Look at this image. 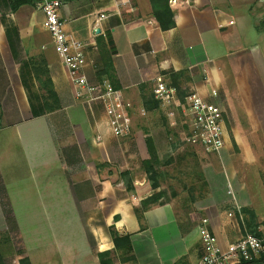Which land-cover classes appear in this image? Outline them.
<instances>
[{
  "label": "crops",
  "instance_id": "obj_1",
  "mask_svg": "<svg viewBox=\"0 0 264 264\" xmlns=\"http://www.w3.org/2000/svg\"><path fill=\"white\" fill-rule=\"evenodd\" d=\"M62 1L66 29L85 43V71L94 83L101 82L102 51H110L109 34L113 38L106 80L133 103L126 110L131 133L114 135L104 104L77 98L36 0L16 9L0 0L4 263L102 264L105 251L112 264L197 263L200 226H184L172 201L151 206L142 220L135 212L160 190L141 170L150 143L159 156L196 154L198 146L181 145L183 109L156 98L158 76L176 88L179 101L198 91L224 111L226 143L208 173L214 208H205L203 221L223 246L257 230L264 219V0H171L176 25L170 29L160 26L151 0L119 7L114 0ZM102 11L110 16L100 21ZM25 82L40 96L52 90L56 108L35 116ZM27 174L33 184L22 180L11 189ZM17 205L47 209L38 216ZM42 222L56 224L52 237L32 225ZM112 226L130 236V252L116 246Z\"/></svg>",
  "mask_w": 264,
  "mask_h": 264
},
{
  "label": "built area",
  "instance_id": "obj_2",
  "mask_svg": "<svg viewBox=\"0 0 264 264\" xmlns=\"http://www.w3.org/2000/svg\"><path fill=\"white\" fill-rule=\"evenodd\" d=\"M131 0H114L117 7ZM44 13V25L50 32L54 45L68 68L70 77L76 85V96L87 102L100 101L108 111L106 124L116 136L131 133V125L126 110L133 103L124 101L121 92L109 80L92 82L85 68L87 65L86 45L73 37L66 29L62 17V0H36ZM110 14L102 11L98 20ZM213 90L212 95L217 96ZM155 96L165 105H180L177 90L168 86L163 76L156 78ZM183 141L203 147L205 151L220 153L225 146L224 111L213 100L205 98L200 92L189 93L184 104ZM98 139L102 134H98ZM232 213H230L231 215ZM203 252L196 264H241L243 260L259 258L264 253V219L256 232L248 231L242 237L223 246L215 232L207 225L200 228Z\"/></svg>",
  "mask_w": 264,
  "mask_h": 264
},
{
  "label": "rangeland",
  "instance_id": "obj_3",
  "mask_svg": "<svg viewBox=\"0 0 264 264\" xmlns=\"http://www.w3.org/2000/svg\"><path fill=\"white\" fill-rule=\"evenodd\" d=\"M187 96L188 95L185 96L183 101H179L178 99L180 102L179 106L183 109V113L181 114L182 122H184L185 118L184 104L186 103ZM181 129L183 131V128ZM180 133L182 132H178L179 135ZM181 143L184 148L190 146L186 145L188 143L185 144L184 141H181ZM195 148L196 149L194 150L196 154H160V163L157 165L159 171L157 180L160 183V190H156L154 193L161 190L164 191L161 201H172L175 204L177 215L184 226L193 227L194 225H199L201 228L202 226L207 225L205 221H203L207 212L205 208H214V204L212 203L215 195H213L211 191V184L213 185L214 181L211 180L208 173H210V169L215 166L216 155H221L222 151L216 153L205 151L201 146H196ZM199 151H205L207 153L204 152L205 154H199ZM141 170H145L143 164ZM146 178L148 179L147 174ZM22 180L25 181V183L28 182L33 184L32 175L27 174L25 180L22 177L16 178V183L13 187L11 186V189L13 188L16 190L18 187L20 188L23 183ZM20 193V191L13 192L14 195ZM16 203H18V201H16ZM15 209L17 211L21 210L22 212L34 210V213L38 216H44L46 213L44 211L47 208L37 206L36 208L28 209L17 205ZM32 215L34 214L32 213ZM32 225H37L44 231V234L52 237L53 228L56 224L42 222ZM1 237L3 236L0 235V238Z\"/></svg>",
  "mask_w": 264,
  "mask_h": 264
},
{
  "label": "trees",
  "instance_id": "obj_4",
  "mask_svg": "<svg viewBox=\"0 0 264 264\" xmlns=\"http://www.w3.org/2000/svg\"><path fill=\"white\" fill-rule=\"evenodd\" d=\"M11 7L13 9L18 8L19 6L31 2V0H10ZM170 1L171 0H151L152 7H153V15L156 17L158 20L160 26L163 29H170L176 25L175 22V13L172 10L170 6ZM120 23V19L118 21H115L114 25ZM109 44L111 46L110 51H102V65L103 67L98 70V76L101 81L104 79H108L110 71L113 69V64H112V54L115 53V47H114V41L111 35L109 34ZM15 56H17L15 52ZM25 85L29 91V99L31 102V107L33 114L35 116L44 114L48 111H52L56 108L55 105V100L56 95L53 93L52 90H49L50 93L49 95H42L40 96L37 93H34L30 85H28L25 82ZM150 150H151V157L149 159H146L143 161V166L145 168V171L147 173L148 179L152 185L153 188H158L160 187V183L157 180L159 171L157 169V165L160 163L159 155L157 154L155 148L153 147L152 143H150ZM126 175L129 173L128 171L125 172ZM130 188V187H129ZM164 194V191H159L157 193H153L151 196L147 197L142 201V204L140 207L135 208V212L137 213V216L139 217L140 220L143 219L144 216V211L150 208L151 206L155 204H163L166 201H161V197ZM110 232L113 236V239L115 241V244L117 247L123 246L124 248H127V251L132 250L131 246V240L130 236L127 235H120L119 232L115 229V227H110ZM257 230H253V232H256ZM1 245H2V239L0 238V264H5L4 263V257L3 254L1 253ZM110 255V252L105 251V252H100L99 256L101 258V263L102 264H112L111 260L108 259L107 257ZM241 264H264V253L259 258L247 261L243 260Z\"/></svg>",
  "mask_w": 264,
  "mask_h": 264
}]
</instances>
